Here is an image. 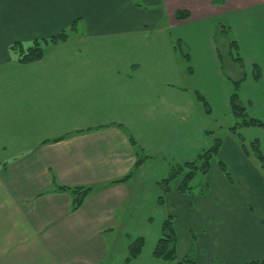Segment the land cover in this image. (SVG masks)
I'll return each mask as SVG.
<instances>
[{
	"label": "crops",
	"instance_id": "obj_1",
	"mask_svg": "<svg viewBox=\"0 0 264 264\" xmlns=\"http://www.w3.org/2000/svg\"><path fill=\"white\" fill-rule=\"evenodd\" d=\"M216 1L0 0V264H175L153 254L168 216L179 259L194 247L182 264L264 260V170L238 139L264 154V128L230 130L239 120L214 35L221 16L234 20L246 66L240 75L229 61V76L244 78L240 98L264 120V0ZM73 24L39 61L11 50ZM130 136L149 155L136 168ZM217 138L208 192L182 193L174 180L164 193L171 166ZM56 185L92 190L73 211L71 191ZM137 238L144 247L128 261Z\"/></svg>",
	"mask_w": 264,
	"mask_h": 264
},
{
	"label": "trees",
	"instance_id": "obj_2",
	"mask_svg": "<svg viewBox=\"0 0 264 264\" xmlns=\"http://www.w3.org/2000/svg\"><path fill=\"white\" fill-rule=\"evenodd\" d=\"M215 2H217L215 0ZM175 16L177 19H187L190 17V13L186 10H178L175 13ZM70 30H76L75 24L71 26L68 30H62L59 33L51 36L47 39H36L33 41L30 45H24L21 42H16L11 46V50L13 53L17 56V59L21 63H32L36 62L42 59L44 55L45 48L50 45L58 44L60 42H64L69 38V32ZM231 46L237 48L238 44L235 40H233L230 43ZM219 52V50H218ZM185 58L189 61L190 60V54L184 53ZM234 60H237L238 63H240L241 67H243V61L242 58L237 57L234 58ZM188 71L191 72V67H188ZM255 77H259V70L258 68H255ZM244 78L235 79V90L230 96V104L232 112L239 117H242V121L238 124H235L230 128L231 131L237 132L238 128L240 127H248V126H256V127H263L264 128V120L252 118L248 116V113L246 111V106L242 102L240 95H239V88L241 85V82ZM195 98L200 103L206 113H210L211 108L209 104L207 103V100L198 92H194ZM239 143L245 152V154L248 156L250 154H253L257 160L259 161L261 168L264 169V154L261 150L260 144L258 140H254L250 142L249 147H247L245 143V139L243 136L238 134ZM130 140L132 141L133 146H135L136 154L138 156L137 162L135 164V168L140 166L144 160L149 156L146 154H143V148L138 145L137 141L133 136H130ZM222 145V139L217 138L215 139L213 145L207 149H205L203 152H201L197 158L191 162H186L184 164H174L171 166V172L169 176L164 178L161 182V189L164 193H167L171 189V183L175 180V178L180 179L179 184V191L182 193H190L194 194V186H192V181L198 171H201L204 174H207L211 168V162L215 157L217 156L220 148ZM220 168L225 174V176L231 180L230 174L224 164L219 162ZM124 180V179H122ZM121 180V181H122ZM120 181V180H119ZM56 190L58 191H71L72 194V210H77L81 205L83 204L86 197L90 194L91 188L89 187H69V186H63V185H56ZM209 190L208 183H204L199 188L200 194H205ZM164 201L163 197H160V202ZM144 247V239L143 238H137L134 240L129 248V255L127 257L128 261H132L135 258H137L140 253L142 252V249ZM178 235L177 230L175 228L174 223V217L168 216L162 226V233L161 236L155 246L154 249V257L163 260V261H169L175 264H182L184 261L186 262H193V259L190 258V255L185 257L184 259L180 260L178 257ZM245 264H264V260H251L249 262H246Z\"/></svg>",
	"mask_w": 264,
	"mask_h": 264
},
{
	"label": "rangeland",
	"instance_id": "obj_3",
	"mask_svg": "<svg viewBox=\"0 0 264 264\" xmlns=\"http://www.w3.org/2000/svg\"><path fill=\"white\" fill-rule=\"evenodd\" d=\"M146 7H149V6H146ZM233 25H234V20L231 17H222L221 16L218 20H216L214 22V35H215V40H216V43H217V49L219 50L218 54H219V58L222 61L223 70H224V73H225V76H226V81H227L228 87L230 89V94H232L234 92V90H235V81H233V79L230 78V76H229V72H230V69L228 68L229 61H233V62L236 63V65H237L236 69H237V71L239 72L240 75L243 74V72L245 71L244 68L246 66L245 65V66H243L241 68H238L239 67L238 66V62H237V60H234V58H237V57L242 58L243 57V53H242L240 47L235 48V47L230 45V43L233 40H236L235 37H237L236 36L237 33L235 32V28L232 27ZM70 32H71V30H70ZM245 41L247 43V40H245ZM255 41H256V39H255ZM175 45L178 46V48H179V54H180L181 50H183V48H184L185 51H189L188 47H186L184 45V43H182L181 41H178L177 44L175 43ZM243 59L245 60V58H242V61H243ZM183 60H184V58H183ZM239 91L240 90H238V92ZM248 91H249V89H248ZM246 111L248 113V108H246ZM231 116H232V114H231ZM248 116L252 117L251 115H249V113H248ZM233 117L238 118L237 120H239V122L242 121V117H239V116H236V115L233 116ZM225 124H227V122L224 123V125ZM177 180H180V179L178 177L175 178V181L173 183H175ZM205 181H206V174L202 173L201 171H198V173L196 174V176L194 177V179L192 181V186H194V192L198 191L200 186ZM157 213H158V210L155 211L154 215H156ZM178 237H179V234H178ZM178 246H179V242H178ZM188 252H189L190 258H193L194 255H195L194 247H191L188 250ZM167 262H169V261H167Z\"/></svg>",
	"mask_w": 264,
	"mask_h": 264
}]
</instances>
